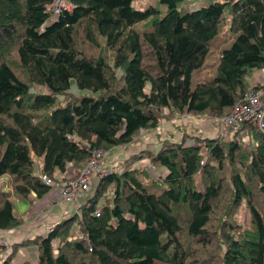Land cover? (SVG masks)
<instances>
[{"label":"trees","instance_id":"trees-1","mask_svg":"<svg viewBox=\"0 0 264 264\" xmlns=\"http://www.w3.org/2000/svg\"><path fill=\"white\" fill-rule=\"evenodd\" d=\"M133 1L68 0L71 8L48 22L50 0H0V176L20 198L50 190L36 161L47 174L75 176L93 148L125 147L157 130L161 110L168 118L221 117L255 88L252 72L264 68V0H209L189 11L179 8L183 0H157L162 10ZM225 12L231 40L212 77L195 80ZM82 42L112 56L86 55ZM71 85L89 93L58 105ZM239 130L253 138L250 149L234 133L186 144L165 137L155 152L141 148L45 235L11 243L0 264H12L25 245L35 246V264H264V131ZM146 151L163 169L159 181H143L144 171L131 166ZM11 191L0 188V230L24 223ZM242 204L246 226L228 219ZM210 248L214 257L205 254Z\"/></svg>","mask_w":264,"mask_h":264},{"label":"rangeland","instance_id":"rangeland-1","mask_svg":"<svg viewBox=\"0 0 264 264\" xmlns=\"http://www.w3.org/2000/svg\"><path fill=\"white\" fill-rule=\"evenodd\" d=\"M208 1L209 0H183V2L179 8L181 9V11L194 10V9H197L201 6L207 5ZM133 5H134V7L139 8V9H144V8L149 7V6H153L158 10H162V8H163V6H161V4H159V2L157 0H134ZM230 18H231V16L227 12H225L223 18L221 19L222 25L220 27V31L216 35V37L213 38V40L211 42L210 50H209L208 54L206 55L205 62L203 64V66L199 70L196 71L195 80L208 79V78L212 77V75L214 74V69H215V66L217 64L220 52L223 48H225L228 45L229 41L231 40V34H230V30H229ZM149 24H150L149 21H145V22L136 23L134 25V27L137 29H142V28L144 29V28L148 27ZM79 34L82 35L81 32H79ZM98 41L101 44L103 43V40L101 38H98ZM78 48L79 49L81 48V50H83L84 53L86 55H89V56L98 55V53L101 51L106 56L108 55V57L112 56V52L109 51L108 49L103 48V46H101L98 49L97 48L91 49L87 43L82 42ZM14 54H15V52L12 54L11 57H13ZM11 57H10V61L12 62L13 58H11ZM117 72H119V70H116V73ZM252 79H254L253 75H251V77H250V83H251ZM256 83L260 85V83L258 81ZM263 86H264V84H263ZM39 91H45V89L41 88L39 86H32L31 90H30L31 93L32 92H39ZM88 93L89 92L87 90H78V89H76V87L74 85H71L70 89L67 91V93H65V95H58L57 104L58 105H64L68 99H70V100L77 99L80 97V95H86ZM164 112L165 111H163V110L160 111L161 116L159 118V122H158L157 127H156L157 130H151L148 132L142 131L140 133V135L138 136L139 137L138 141L133 142L132 144L127 145L125 147H120V148L116 147V148L109 150L108 151L109 155H108L107 159L110 160L114 164L122 165V168H123L124 165L129 164L127 159H129L132 155L137 154L138 152H140V150H142V149H139L140 145H141V148H143V150L145 148H148L152 152H155L157 150V147L161 144V142H162L161 140L165 137H167V140L175 141V142H179L181 140H184L185 144H186L188 142V139H190V138L195 139V140L190 141V142L199 143L197 138H202V137L203 138H208V137L210 138V137H214L216 134V132H215V129H216L215 121L218 117H212V116L207 115V114H204L202 116H193L191 114H180V115H175V117H173V118H168L165 116ZM159 134H161V135L159 136ZM226 138H229V136ZM241 144L243 147H245L247 149H250L252 147V145L249 143L244 144L241 142ZM147 146H149V147H147ZM204 148L205 147H203L201 149L203 155L206 154ZM119 150H121L122 152H119ZM147 153H148V151L143 152V155L140 158L139 157L135 158L134 161L131 162V166H133L134 168H136V167L141 168L139 170L144 171L142 173L141 177L142 178L145 177V180L148 183H150L151 180H155V182L159 181L162 178L159 175H160V173H163V169H161L160 167H154L153 165H151L149 163V159L146 158ZM125 154H127V156H125ZM143 181H144V178H143ZM94 187H95V184L92 185V188L89 191L82 194L81 197L85 196L84 197V199H85L86 197L91 195L92 192L94 191ZM0 188L11 191V189L9 187V176L8 175L0 176ZM108 194H110V192H108ZM11 200L14 203L15 213H17L19 215L21 213L25 214V211L28 209L27 203L24 200H21L20 196L18 194H16L15 192H12V191H11ZM74 205H75V210H76L79 205L76 203H74ZM220 206H222V203L220 204ZM41 207L42 208H38L35 206L32 207L27 212L28 219L29 218L33 219L34 215L39 216L40 213L43 214L44 213V205ZM73 211H74V209H73ZM222 211H223L222 208L219 211L214 210L213 220L215 217L217 218V216H219L220 212H222ZM25 216H26V214H25ZM229 218L233 222H238L239 224H242V226H246L248 223L247 219L249 218V212L247 211V209H245L244 205L242 204L228 214V219ZM217 223H218V220H216V224ZM211 224H212V221L210 222V229L213 230L214 225L211 227ZM217 227L218 226H216V229H217ZM6 241H7V239H6ZM10 244L11 243H9L7 241L6 245H9L8 249H6V245H0V258L9 252ZM25 246L27 247L28 245H25ZM30 250L31 249H28V251H30ZM216 251H217V249L215 250L213 248H210L209 251L206 252L205 254L208 253L207 255H210V257H214V254L216 253Z\"/></svg>","mask_w":264,"mask_h":264},{"label":"built area","instance_id":"built-area-1","mask_svg":"<svg viewBox=\"0 0 264 264\" xmlns=\"http://www.w3.org/2000/svg\"><path fill=\"white\" fill-rule=\"evenodd\" d=\"M50 1L48 22L57 18L62 10L71 8L68 0ZM253 85L255 88L244 91L227 115L216 119L215 135L230 137L234 133L236 140L244 144H252L253 138L239 128L244 125H252L258 130L264 131V86L261 83L260 85L253 83ZM108 155L109 152L106 149L93 148L75 176L59 171H54L51 175L47 174L42 170L41 161L35 162L36 173L45 185L58 191L62 201L75 203L77 197L89 191L100 177L118 171L122 167V165L114 164L108 160ZM6 244V237L0 234V245Z\"/></svg>","mask_w":264,"mask_h":264},{"label":"crops","instance_id":"crops-1","mask_svg":"<svg viewBox=\"0 0 264 264\" xmlns=\"http://www.w3.org/2000/svg\"><path fill=\"white\" fill-rule=\"evenodd\" d=\"M253 78L251 83H256L257 81L261 84H264V68L257 69L252 72ZM254 80V81H253ZM141 149V145L140 148ZM119 152H122L119 150ZM127 156V154H125ZM72 175V172H68ZM85 197V196H84ZM78 196L76 199V204L80 205L84 203L87 197ZM24 200L27 205L28 209L24 213L20 215L24 217V223L20 226L10 229V230H0V234H3L9 243L13 242H22L26 238H32L36 235H45L47 230L51 227L52 223L59 220L64 219L71 214L73 209L75 211L74 203H66L61 200L60 195L56 189H50L44 196L42 197H35L33 195H28ZM44 205V213H40L39 216L34 215L33 219H28L27 212L32 207L42 208L41 206ZM15 210V209H14ZM73 211V212H74ZM9 245H6V249H8ZM28 249H31L28 251ZM35 246H20L13 259L12 264H21L24 261H28L30 264H35L37 259V251L35 250Z\"/></svg>","mask_w":264,"mask_h":264}]
</instances>
